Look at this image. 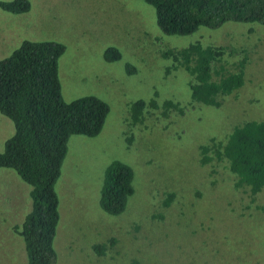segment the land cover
Segmentation results:
<instances>
[{
	"label": "rangeland",
	"instance_id": "rangeland-1",
	"mask_svg": "<svg viewBox=\"0 0 264 264\" xmlns=\"http://www.w3.org/2000/svg\"><path fill=\"white\" fill-rule=\"evenodd\" d=\"M29 1L27 14L0 8V61L25 41L62 43L64 100L95 96L110 107L99 136L70 138L56 187V264H264V190L253 202L249 191L234 188L227 162L202 166L198 149L238 124L264 122V27L230 22L166 35L155 8L142 0ZM198 42L234 49L228 51L234 54L230 71L248 50L246 83L218 109L193 102L190 73L175 70L168 54ZM110 47L120 59L107 56ZM153 99L184 108L193 102L196 110L164 113L152 107ZM139 100L149 109L142 124ZM14 134V123L0 113V153ZM116 161L133 169L135 192L125 212L113 216L100 199L106 169ZM203 174L210 186H202ZM31 190L15 171L0 169V264H28L25 242L13 227L32 210ZM194 192V202L186 204ZM96 244L107 246L104 254Z\"/></svg>",
	"mask_w": 264,
	"mask_h": 264
},
{
	"label": "trees",
	"instance_id": "trees-1",
	"mask_svg": "<svg viewBox=\"0 0 264 264\" xmlns=\"http://www.w3.org/2000/svg\"><path fill=\"white\" fill-rule=\"evenodd\" d=\"M142 1L155 8L159 27L166 35H192L202 27L212 30L230 22L257 23L264 27V0ZM0 8L19 15L29 13L32 4L29 0H14L0 2ZM232 50L228 45L204 46L201 42L181 50H169V56L175 60V70L184 68L191 75L194 103L218 109L228 96L244 86L248 50L240 51L244 57L235 63L238 69L230 71L226 66L234 63L231 56L234 54L229 53ZM65 52L66 46L59 42L25 41L11 56L0 61V113L15 125V134L0 153V169L15 171L32 187V210L21 225L13 227L25 242L28 264H56L55 240L61 218L56 187L70 138L99 136L110 113L109 105L95 96L71 102L64 100L59 68ZM106 53L109 57L121 58L114 47L108 48ZM221 62L218 69L217 64ZM169 102L165 100L159 106L154 99L151 101L153 108H165L164 113L168 114L184 113L185 108L189 112L196 110L192 109L193 102L185 108L181 103ZM147 104L144 100L135 104V108L145 109L144 116L136 114L143 117L141 124L149 110L144 107ZM198 149L202 166L227 162L234 175V188L249 191L252 201H256L264 190V122L238 124L224 135L202 141ZM202 176V186H210L204 174ZM133 183L134 171L129 165L116 161L108 166L100 199L102 209L113 216L124 213L135 192ZM194 196L196 192L188 195L186 204L194 202ZM173 199L172 194L165 205L169 206ZM99 244L94 250L107 249L105 244Z\"/></svg>",
	"mask_w": 264,
	"mask_h": 264
}]
</instances>
